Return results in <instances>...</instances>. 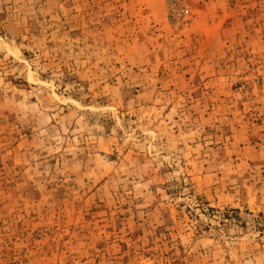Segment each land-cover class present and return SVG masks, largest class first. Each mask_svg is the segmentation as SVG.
Listing matches in <instances>:
<instances>
[{"label":"rangeland","instance_id":"374dc122","mask_svg":"<svg viewBox=\"0 0 264 264\" xmlns=\"http://www.w3.org/2000/svg\"><path fill=\"white\" fill-rule=\"evenodd\" d=\"M0 264H264V0H0Z\"/></svg>","mask_w":264,"mask_h":264}]
</instances>
